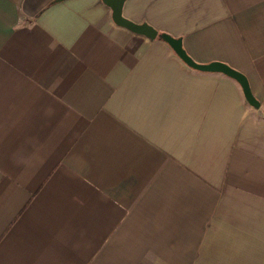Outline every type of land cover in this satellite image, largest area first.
<instances>
[{
	"label": "crops",
	"instance_id": "crops-1",
	"mask_svg": "<svg viewBox=\"0 0 264 264\" xmlns=\"http://www.w3.org/2000/svg\"><path fill=\"white\" fill-rule=\"evenodd\" d=\"M0 0V264H264V0Z\"/></svg>",
	"mask_w": 264,
	"mask_h": 264
},
{
	"label": "water",
	"instance_id": "water-1",
	"mask_svg": "<svg viewBox=\"0 0 264 264\" xmlns=\"http://www.w3.org/2000/svg\"><path fill=\"white\" fill-rule=\"evenodd\" d=\"M62 1V0H60ZM106 5H108L113 11V20L115 23L121 27L127 28L130 31L144 35L150 39L160 38L166 43H168L175 53L186 63L189 67L202 71V72H210V73H222L235 81L238 82L240 87L242 88L244 97L246 101L255 108L259 107L258 100L252 94L250 89V85L248 79L244 74L235 70L227 64L214 62L210 64H198L194 62L186 53L182 46V40L178 38H174L165 33H159L153 27L148 24H135L130 20L126 19L122 15V6L124 0H103Z\"/></svg>",
	"mask_w": 264,
	"mask_h": 264
}]
</instances>
